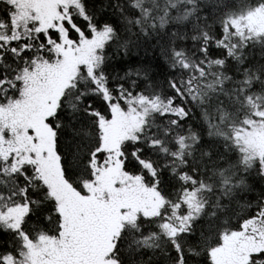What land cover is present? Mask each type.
Here are the masks:
<instances>
[{"label": "snow or ice", "instance_id": "snow-or-ice-1", "mask_svg": "<svg viewBox=\"0 0 264 264\" xmlns=\"http://www.w3.org/2000/svg\"><path fill=\"white\" fill-rule=\"evenodd\" d=\"M0 264H264V0H0Z\"/></svg>", "mask_w": 264, "mask_h": 264}]
</instances>
